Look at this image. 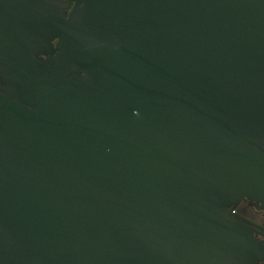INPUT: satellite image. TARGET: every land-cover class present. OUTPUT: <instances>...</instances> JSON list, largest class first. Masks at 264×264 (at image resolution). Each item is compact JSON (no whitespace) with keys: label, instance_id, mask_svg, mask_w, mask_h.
Instances as JSON below:
<instances>
[{"label":"water","instance_id":"1","mask_svg":"<svg viewBox=\"0 0 264 264\" xmlns=\"http://www.w3.org/2000/svg\"><path fill=\"white\" fill-rule=\"evenodd\" d=\"M0 84V264L261 259L264 0H0Z\"/></svg>","mask_w":264,"mask_h":264},{"label":"flooded vegetation","instance_id":"2","mask_svg":"<svg viewBox=\"0 0 264 264\" xmlns=\"http://www.w3.org/2000/svg\"><path fill=\"white\" fill-rule=\"evenodd\" d=\"M72 3L70 2L69 8ZM56 43V39L52 40L53 46ZM42 58H46V55H41ZM2 85L0 84V88ZM230 211L232 218L236 219L242 225L247 227L255 242H257L261 249L264 250V209L260 207V204L254 200L243 197L239 201L232 203L227 207ZM254 264H264V253L259 260H255Z\"/></svg>","mask_w":264,"mask_h":264}]
</instances>
